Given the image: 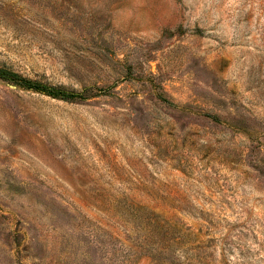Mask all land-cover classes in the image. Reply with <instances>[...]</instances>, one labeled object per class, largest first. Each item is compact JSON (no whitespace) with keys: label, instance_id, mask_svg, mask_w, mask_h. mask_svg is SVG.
<instances>
[{"label":"rangeland","instance_id":"1","mask_svg":"<svg viewBox=\"0 0 264 264\" xmlns=\"http://www.w3.org/2000/svg\"><path fill=\"white\" fill-rule=\"evenodd\" d=\"M0 264H264V0H0Z\"/></svg>","mask_w":264,"mask_h":264},{"label":"trees","instance_id":"2","mask_svg":"<svg viewBox=\"0 0 264 264\" xmlns=\"http://www.w3.org/2000/svg\"><path fill=\"white\" fill-rule=\"evenodd\" d=\"M0 79L4 81L13 82L20 87H23L26 89H32L34 91L40 92L50 97L67 99V98L75 97L77 95L74 93H67L61 90H57V89L42 85L38 82H32L30 80H26L5 69H0Z\"/></svg>","mask_w":264,"mask_h":264}]
</instances>
